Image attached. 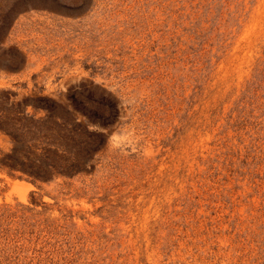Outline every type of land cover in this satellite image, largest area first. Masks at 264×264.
I'll list each match as a JSON object with an SVG mask.
<instances>
[{"label":"rangeland","instance_id":"rangeland-1","mask_svg":"<svg viewBox=\"0 0 264 264\" xmlns=\"http://www.w3.org/2000/svg\"><path fill=\"white\" fill-rule=\"evenodd\" d=\"M0 264H264V0H0Z\"/></svg>","mask_w":264,"mask_h":264},{"label":"bare ground","instance_id":"bare-ground-1","mask_svg":"<svg viewBox=\"0 0 264 264\" xmlns=\"http://www.w3.org/2000/svg\"><path fill=\"white\" fill-rule=\"evenodd\" d=\"M14 186L22 192L23 201H26L28 191L32 188V185L25 182H14Z\"/></svg>","mask_w":264,"mask_h":264}]
</instances>
